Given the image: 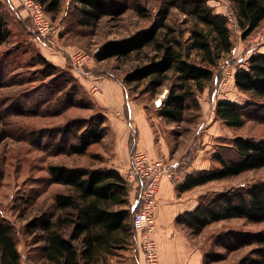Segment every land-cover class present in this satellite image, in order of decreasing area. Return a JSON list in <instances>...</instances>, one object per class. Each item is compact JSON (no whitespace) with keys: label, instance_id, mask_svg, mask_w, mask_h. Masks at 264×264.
<instances>
[{"label":"rangeland","instance_id":"374dc122","mask_svg":"<svg viewBox=\"0 0 264 264\" xmlns=\"http://www.w3.org/2000/svg\"><path fill=\"white\" fill-rule=\"evenodd\" d=\"M138 1L147 10L145 17L128 10L121 16L104 17L96 27L82 28L77 24V4L74 0H62L61 10L55 17L47 14L52 21L54 39L56 38L55 44L49 45L36 34L16 0H0V13L11 32L9 42L0 45V52L16 50L15 71L2 79L5 82L13 77L14 82L0 85V215L13 227L21 264H50L43 259L41 252L44 245L42 233L27 226L32 219L43 215L56 220L63 213L54 206L55 196L70 192L64 185L50 183L48 166L64 165L88 169L116 166L124 169L122 175L125 176L131 168L134 154L141 149L153 158L164 161L171 174H174L169 180L181 182L202 171L218 167V163L213 160L216 153H222L226 158L236 157L227 148L236 138L264 141V122L254 114V111L258 112L257 105L250 106L256 104V100L250 94L241 92L230 78L238 68H246L252 55L264 54V22L251 36L245 38L235 25L234 9L229 0H205L215 13L225 14L230 18L233 50L228 55H222L218 62L215 73L219 82L211 83L199 95L200 109L187 112L185 121L174 123L158 115L159 102L165 101L168 89L175 81L174 77H170L157 93H151L147 91L146 81L131 85L125 83L128 72L147 63L145 55L103 62L94 59V54L104 43L125 39L149 28L168 0ZM167 23L184 42V46H187L192 21L179 9L173 8ZM76 52H85L91 57L83 68L75 66L71 61V55ZM36 55L43 56L58 73L72 75L85 88L83 93L71 94L69 100H75L73 107L63 112L57 109L54 103L58 94L54 100L43 99L46 95L43 86H51L52 79L47 78L42 65H37L34 58ZM190 59L197 61V54L190 52ZM113 86L118 88V96L123 99L122 108L107 104ZM95 87L99 90L92 94ZM218 101L232 102L240 108H247L250 116L245 124L241 128L226 126L216 117ZM38 102L39 111L36 114L12 113L13 106L20 104L22 108L30 110ZM261 106L258 110L262 111ZM114 108L118 113H113L111 121L108 116ZM41 111L46 112L40 113ZM140 114L144 115L146 124L149 125H145L146 135L144 133L143 136L153 152H148L143 144L138 148L141 141L139 128L144 129L139 126ZM99 115L105 118L104 140L92 145L87 155L56 154L46 146L52 141L57 142L55 133L59 128L64 129L66 125H75L74 128H77L80 124L83 128ZM113 122L119 125L117 135L112 131ZM34 135H38L39 139L32 141ZM122 137L124 146L120 141ZM67 140L63 141L65 145ZM261 182H264V168L196 187L190 190L191 193L186 192L189 197L199 201L201 196L214 195L232 188H245ZM137 202H132L130 197L126 208L135 212V208L139 206L138 199ZM185 231L202 246L206 264H239L246 257H255L253 250L256 246L234 250L231 248L233 239L239 235L264 236V222L249 223L244 219H232L211 224L199 235H194L187 229ZM127 246L128 250L122 249L117 255L105 260L102 258L99 264H140L138 242L129 240Z\"/></svg>","mask_w":264,"mask_h":264},{"label":"trees","instance_id":"16d2710c","mask_svg":"<svg viewBox=\"0 0 264 264\" xmlns=\"http://www.w3.org/2000/svg\"><path fill=\"white\" fill-rule=\"evenodd\" d=\"M36 1L42 4L48 15L55 17L61 10L62 0ZM74 2L77 4V24L82 28L96 27L104 17L121 16L128 10H133L141 17L147 15L146 8L138 0ZM229 2L234 9L235 25L245 38L251 36L264 22V0ZM173 8L179 9L192 21L187 46H184V42L167 23ZM20 9L22 10L21 7ZM26 17L31 22L27 15ZM230 23L227 15L215 13L205 0H168L149 28L131 37L104 43L94 54V59L103 62L145 55L147 63L128 72L125 83L131 85L146 81L147 91L157 93L170 77H174L175 81L170 85L158 115L170 122L180 123L185 121L187 112L200 109L199 95L203 94L211 83L219 82L215 73L218 62L222 55H228L233 50ZM32 28L35 30L33 24ZM35 32L38 34L36 30ZM10 37L7 21L0 13V45L9 42ZM190 52L197 54V61L190 59ZM0 54V85L4 86L14 82L13 77L5 82L2 79L15 71L13 69L16 68V50ZM34 58L37 65L44 67L47 78L52 79L51 86H43L46 90L43 99L54 100L58 94L54 103L57 109L63 112L73 107L75 100L69 98L71 94L83 93L85 88L82 84L77 83L76 79L66 72L58 73L43 56L36 55ZM234 82L241 92L254 97L256 104L250 106L257 105L258 112L254 111V114L264 122V54L252 55L246 68H238ZM260 105L262 111L258 110ZM38 107L39 102L30 110L18 104L12 107V113L36 114ZM246 109L232 102L218 101L215 113L226 126L241 128L250 116ZM43 112L46 111L40 113ZM104 124L105 118L99 115L83 128L82 124L77 128H74L75 125H66V128H59L55 133L57 142L50 140L52 143L46 146L56 154L85 156L92 145L104 140ZM61 135L62 138L59 139ZM35 139H39V136L34 135L32 141ZM65 139H68L66 145L63 142ZM227 148L231 149L236 157L226 158L222 153H216L213 160L218 163V167L186 178L178 187V191L183 193L215 181L239 176L247 171L264 168V141L240 137L234 139ZM47 172L50 183L64 185L70 192L55 196L54 206L63 213L56 220L43 215L32 219L27 226L31 230H39L43 235V259L50 264H99L102 258L105 260L115 256L118 251L124 249L131 237L130 220L141 207L140 196L143 189L135 190L121 172L114 168L88 169L50 165ZM132 194L136 204L137 199L139 201L135 212L126 208ZM232 219H244L249 223L264 222V182L201 196L197 207L180 215L177 222L194 235H199L211 224ZM232 242L231 248L234 250L256 246L253 250L255 257H246L239 264H264V236L239 235ZM0 264H21V254L13 227L1 215Z\"/></svg>","mask_w":264,"mask_h":264},{"label":"built area","instance_id":"2783aa9c","mask_svg":"<svg viewBox=\"0 0 264 264\" xmlns=\"http://www.w3.org/2000/svg\"><path fill=\"white\" fill-rule=\"evenodd\" d=\"M24 13L30 18L39 36L49 45L55 44L53 25L44 7L36 0H16ZM91 57L85 52L71 55V61L79 68L86 66ZM234 76L230 78L234 80ZM98 87L93 88L95 93ZM162 101L159 102L161 106ZM174 175V174H173ZM171 170L167 168L161 158H153L147 152L138 150L132 160L131 168L124 178L135 190L142 188L140 196L141 207L134 213L131 226L137 238L140 252V264H161L155 238L156 216L158 211V195L160 182L164 177L173 178Z\"/></svg>","mask_w":264,"mask_h":264},{"label":"crops","instance_id":"0c3cea01","mask_svg":"<svg viewBox=\"0 0 264 264\" xmlns=\"http://www.w3.org/2000/svg\"><path fill=\"white\" fill-rule=\"evenodd\" d=\"M103 86V85H102ZM111 98L107 101V104L112 106H117L122 108L123 99L119 97L118 88L115 86L112 87ZM93 94V92H92ZM116 108V107H115ZM113 109V112L110 111V116L113 121L114 112L118 113V110ZM117 108V109H119ZM139 126L144 129L139 128L140 132V143L138 148L141 145L148 150V152H153L150 145L145 142L146 135V120L144 115L140 114L139 116ZM116 119V117H115ZM112 127V131H115L116 135L118 132L119 125ZM112 124V125H113ZM123 138V137H122ZM124 146V138L120 140ZM141 150V149H138ZM153 155V154H152ZM117 169L123 174L124 169L118 167H112ZM186 179V178H185ZM185 179H183L185 181ZM172 182L168 178H163L160 182V189L158 195V211L156 216V228H155V238L158 244V251L160 256L161 264H206L205 263V254L201 245H199L194 238H192L182 225L177 222V218L186 213L193 211L199 201L197 198L189 197L188 193L184 192L179 194L178 187L184 182ZM134 194L131 195L132 202L135 201ZM136 202V201H135ZM134 204V203H133ZM132 220V219H131ZM131 223V221H130ZM187 232V233H186ZM137 242V238L132 230L130 241ZM128 244V243H126ZM125 244L124 251L128 250V246Z\"/></svg>","mask_w":264,"mask_h":264},{"label":"bare ground","instance_id":"6f19581e","mask_svg":"<svg viewBox=\"0 0 264 264\" xmlns=\"http://www.w3.org/2000/svg\"><path fill=\"white\" fill-rule=\"evenodd\" d=\"M161 102V101H160Z\"/></svg>","mask_w":264,"mask_h":264}]
</instances>
